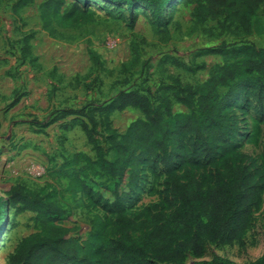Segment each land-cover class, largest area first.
<instances>
[{
  "label": "rangeland",
  "instance_id": "obj_1",
  "mask_svg": "<svg viewBox=\"0 0 264 264\" xmlns=\"http://www.w3.org/2000/svg\"><path fill=\"white\" fill-rule=\"evenodd\" d=\"M19 0H0V198L16 184L41 198L56 202L66 212L57 224L71 230L69 236L80 243L95 239L91 252L100 247V239L110 232L115 213L98 198V192L113 200L110 176L95 163L97 155L88 143L81 121L73 117L60 120L42 130L65 109L97 107L108 104L124 91L150 93L155 104L171 84L170 77L183 85L196 86L209 76L212 67L222 63L221 56H197L203 49L248 42L264 48V5L252 19L250 35L237 34L221 25L222 18L197 25L195 4L176 0L166 11L167 33L156 34L146 9L135 6L134 17L125 5L103 0H66L61 11L52 16L48 30L43 28L40 6L47 0H33L17 15ZM76 6V7H75ZM116 38L118 46L108 50L105 42ZM30 39L31 55H22L23 41ZM98 56L94 65L89 53ZM175 58L189 67L205 64V70L192 74L172 66ZM55 71V77L51 74ZM257 92L247 90L231 105L236 116V147L239 155L232 164L249 167L263 185L261 202L254 209L240 240L232 243L205 242L204 254H188L180 263L200 264L216 257L235 264H250L264 253V102ZM20 102L11 107L15 98ZM185 105L173 101V114H190ZM144 119L133 108L115 112L112 127L123 135L129 125ZM78 120V119H77ZM34 121L42 125H35ZM96 138L112 160L103 125ZM226 157H218L222 168ZM46 169L34 177L33 167ZM186 165L179 168L181 175ZM204 187L215 184L216 168L200 159L189 166ZM130 169L117 188L119 195L132 190L125 212L135 220L163 212L167 217L176 207L166 172L159 163L141 164L137 183L130 184ZM6 221L0 233V264H9L17 246L34 234H43L38 214L25 211L18 216L7 207ZM102 228L103 232L99 233ZM93 239V241H94ZM91 241V240H90Z\"/></svg>",
  "mask_w": 264,
  "mask_h": 264
},
{
  "label": "trees",
  "instance_id": "obj_2",
  "mask_svg": "<svg viewBox=\"0 0 264 264\" xmlns=\"http://www.w3.org/2000/svg\"><path fill=\"white\" fill-rule=\"evenodd\" d=\"M125 5L134 17L133 9L141 6L149 11L156 34L167 33L166 11L176 0H103ZM193 3V17L197 25L222 18L221 25L237 34L252 32V19L264 0H185ZM33 0H19L14 11H19ZM66 0H47L40 6L43 28L48 30L52 16L65 6ZM76 7V6H75ZM30 39L23 41L22 55H31ZM92 62L98 56L89 53ZM221 56L222 63L212 67L208 78L196 86L183 85L170 77L171 84L155 104L150 93L140 90L124 91L108 104L97 107L65 109L42 125L39 133L50 125L73 117L97 155L96 164L110 176L114 185L113 200L98 192V198L115 213L110 232L104 235L100 247L91 252L95 239L80 243L69 236L71 230L57 223L66 212L56 202L41 198L22 184L12 186L6 198H0V233L7 207L15 208V215L25 211L38 214L43 234L24 239L9 256V264H168L180 263L188 254L201 257L205 242L232 244L241 239L254 209L261 202L263 185L249 167L232 164L239 155L236 147V116L231 114L233 103L240 101L247 90L257 92L264 102V48L248 42H223L219 46L200 50L203 56ZM172 66L196 74L205 64L189 67L175 58L166 60ZM55 71L51 77H55ZM185 105L190 114H173V101ZM16 97L11 107L16 106ZM126 108L140 111L144 119L134 121L120 135L112 127L111 116ZM78 119V120H77ZM99 125L105 127L107 143L113 152L112 160L105 158V150L96 136ZM226 157L222 168L218 157ZM204 159L216 168L215 184L204 187L189 166ZM159 163L166 172L169 192L176 207L167 217L163 212L150 218L135 220L125 212L132 190L119 195L117 188L130 169V184L137 183L141 164ZM183 173H178L182 165ZM103 232L102 228L99 233ZM91 240V241H90ZM200 264H235L216 257ZM250 264H264V253Z\"/></svg>",
  "mask_w": 264,
  "mask_h": 264
},
{
  "label": "built area",
  "instance_id": "obj_3",
  "mask_svg": "<svg viewBox=\"0 0 264 264\" xmlns=\"http://www.w3.org/2000/svg\"><path fill=\"white\" fill-rule=\"evenodd\" d=\"M118 46V40L116 38H108L105 42V47L108 49V50H114L116 49ZM46 169L45 168H42V167H33L32 168V174L33 176L36 178L38 177H42L46 174Z\"/></svg>",
  "mask_w": 264,
  "mask_h": 264
}]
</instances>
